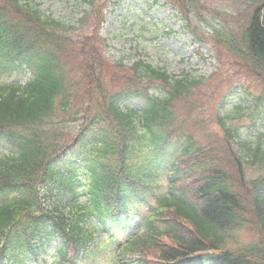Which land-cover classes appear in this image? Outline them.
I'll return each mask as SVG.
<instances>
[{"label":"trees","instance_id":"1","mask_svg":"<svg viewBox=\"0 0 264 264\" xmlns=\"http://www.w3.org/2000/svg\"><path fill=\"white\" fill-rule=\"evenodd\" d=\"M107 1L85 0L81 18L65 24L33 1L0 0V144L10 150L0 149V263L58 235L68 264L79 253L94 264H264L263 141L240 138L235 117L215 103L235 76L264 91V0H170L211 29L227 70L208 76L111 61ZM81 173L89 180V203L73 206L81 213L40 205L41 185L74 197ZM145 194L157 205L147 230L106 254L84 227L89 214L127 212Z\"/></svg>","mask_w":264,"mask_h":264},{"label":"rangeland","instance_id":"2","mask_svg":"<svg viewBox=\"0 0 264 264\" xmlns=\"http://www.w3.org/2000/svg\"><path fill=\"white\" fill-rule=\"evenodd\" d=\"M34 1L46 15L65 23L72 22L71 24H75L83 11L88 9L84 0ZM163 3V0H112L110 3L107 1L102 29L107 43L106 55L113 61H122L123 58L122 63L128 67L140 59L149 61L153 66L166 70L171 76L183 73L192 76L209 75L213 69V64L206 58L211 53L210 47L200 42L198 34L191 29L192 27H186V22L178 12L172 10L170 4ZM199 30L206 33L208 29ZM220 69L227 70L225 67ZM6 74L2 77L13 80V75ZM233 83L236 84V88L233 89L235 91L232 90L227 95L223 109L232 111L236 103L250 107L252 94L257 93L260 87L250 80L237 76L234 77ZM230 85L225 84L223 92ZM245 91H249L248 97ZM248 112L249 110H246L243 118L237 123L243 131L244 138L256 140L260 133H264V102L257 112H253V118L247 114ZM85 184V179L80 178L79 191H82ZM53 199H56V196ZM95 233L106 235L108 231ZM58 245L59 239L52 240L50 248H46L38 257L24 258L22 264H57L54 252ZM88 263L92 264L91 261Z\"/></svg>","mask_w":264,"mask_h":264}]
</instances>
